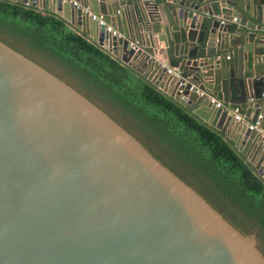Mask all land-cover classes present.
I'll return each instance as SVG.
<instances>
[{
  "label": "water",
  "instance_id": "95a60500",
  "mask_svg": "<svg viewBox=\"0 0 264 264\" xmlns=\"http://www.w3.org/2000/svg\"><path fill=\"white\" fill-rule=\"evenodd\" d=\"M17 1L47 3L125 62L139 55L138 71L264 178V0ZM234 111L260 127L237 122L233 138ZM0 264H264V251L166 141L0 20Z\"/></svg>",
  "mask_w": 264,
  "mask_h": 264
},
{
  "label": "trees",
  "instance_id": "16d2710c",
  "mask_svg": "<svg viewBox=\"0 0 264 264\" xmlns=\"http://www.w3.org/2000/svg\"><path fill=\"white\" fill-rule=\"evenodd\" d=\"M0 20L30 33L81 68L150 127L255 236L264 251V178L238 150L234 139L61 15L30 3L0 0Z\"/></svg>",
  "mask_w": 264,
  "mask_h": 264
},
{
  "label": "built area",
  "instance_id": "2783aa9c",
  "mask_svg": "<svg viewBox=\"0 0 264 264\" xmlns=\"http://www.w3.org/2000/svg\"><path fill=\"white\" fill-rule=\"evenodd\" d=\"M73 5L77 6V2L73 1ZM93 18H96L95 15H92ZM99 24H104L102 20H98ZM106 31L110 32L113 35L119 36L116 30H114L111 26L105 25ZM130 46L135 50V52L138 51V42H134L133 44H130ZM105 48V47H104ZM136 54V53H135ZM226 58H229V55L226 56ZM174 69L171 67H168L167 73H173ZM211 102L215 103L216 107H220L223 105V103L220 100H217L215 98H211ZM261 114H258L254 122H248L246 123V126L249 130L258 129L261 125ZM233 119L237 122H244L243 116L238 114L236 111L233 112ZM261 136L264 139V132L261 133Z\"/></svg>",
  "mask_w": 264,
  "mask_h": 264
},
{
  "label": "crops",
  "instance_id": "0c3cea01",
  "mask_svg": "<svg viewBox=\"0 0 264 264\" xmlns=\"http://www.w3.org/2000/svg\"><path fill=\"white\" fill-rule=\"evenodd\" d=\"M163 1L164 0H157V2H162L163 3ZM169 1H171V0H169ZM132 2V0H127V3L128 4H130ZM45 8H47L48 9V5H47V3H46V5H45ZM233 26H237V24H233ZM87 35V34H86ZM88 36V35H87ZM89 37V36H88ZM90 39H92L91 37H89ZM93 40V39H92ZM95 41V40H94ZM135 42V41H134ZM134 42H131L130 44H133ZM103 46V45H102ZM104 47V46H103ZM139 47V46H138ZM117 50H119V49H117ZM229 56H231V52L229 51L228 53H227ZM118 58H120V56H117ZM121 59V58H120ZM129 63H132L133 65H135L136 67H139V68H141L144 72H147L148 73V69L147 68H145L144 66H143V63H142V60H141V57L139 56V55H134L133 57H131L130 59H129V61H128ZM232 116H233V112H232ZM234 120V119H233ZM243 120H244V123H248V122H250L247 118H245L244 116H243ZM238 123H241V122H238ZM236 124H237V121H230V122H226L225 123V125H224V128H225V130H229L230 131V133H232L233 134V138H236V131H237V127H236ZM226 133V132H225ZM227 135V134H226Z\"/></svg>",
  "mask_w": 264,
  "mask_h": 264
}]
</instances>
